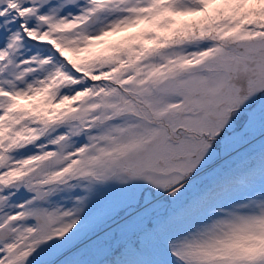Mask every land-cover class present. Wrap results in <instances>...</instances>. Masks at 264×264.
<instances>
[{
    "label": "snow or ice",
    "instance_id": "1",
    "mask_svg": "<svg viewBox=\"0 0 264 264\" xmlns=\"http://www.w3.org/2000/svg\"><path fill=\"white\" fill-rule=\"evenodd\" d=\"M0 264H264V0H0Z\"/></svg>",
    "mask_w": 264,
    "mask_h": 264
},
{
    "label": "rangeland",
    "instance_id": "2",
    "mask_svg": "<svg viewBox=\"0 0 264 264\" xmlns=\"http://www.w3.org/2000/svg\"><path fill=\"white\" fill-rule=\"evenodd\" d=\"M117 38H122V36L121 37H115L114 39H117Z\"/></svg>",
    "mask_w": 264,
    "mask_h": 264
}]
</instances>
